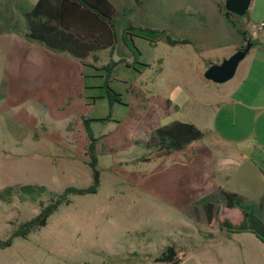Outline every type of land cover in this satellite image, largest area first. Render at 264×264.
<instances>
[{
  "label": "rangeland",
  "instance_id": "rangeland-1",
  "mask_svg": "<svg viewBox=\"0 0 264 264\" xmlns=\"http://www.w3.org/2000/svg\"><path fill=\"white\" fill-rule=\"evenodd\" d=\"M34 1L0 0V190L24 183L54 192L88 186L86 118H93L100 185L72 194L46 225L14 237L0 249V264H264V242L254 232L209 227L203 212L188 215L211 186L193 162L207 160L202 142L170 155L148 143L156 127L189 121L196 101L213 99L202 86L217 84L200 78L195 63L222 61L237 36L239 26L218 8L224 0H112L120 32L131 20L192 42L136 37L137 57L120 37L84 60L26 38L25 12ZM111 59L117 62L111 72L98 69ZM107 79L119 101L106 95ZM48 196L0 198V239L36 215ZM169 245L180 251L179 262L156 261Z\"/></svg>",
  "mask_w": 264,
  "mask_h": 264
},
{
  "label": "trees",
  "instance_id": "trees-1",
  "mask_svg": "<svg viewBox=\"0 0 264 264\" xmlns=\"http://www.w3.org/2000/svg\"><path fill=\"white\" fill-rule=\"evenodd\" d=\"M135 1L136 4L141 2V0ZM221 9L229 20L237 16L223 6ZM126 10L128 11L125 8ZM120 15L121 12L112 0H35L32 7L25 12V36L47 48L69 53L80 60L94 55L97 51L115 46L120 37L137 57L142 51L135 43L136 37L146 38L152 43L166 40L171 45L192 42L187 37L173 38L164 28L134 25L131 20L126 21L120 32L118 29ZM242 33L245 34V31L243 30ZM116 63L114 59H111L107 65L98 69L111 72L113 64ZM90 86L86 82V87ZM104 86L107 87L106 95L110 101L120 100L108 79L104 82ZM91 119L93 118H86L85 123L91 139L86 154L92 168L93 181L84 187L68 185L60 192L49 190L45 184L35 183L14 184L1 189L0 198L8 200L13 197L14 193L35 196L48 193L49 196L46 202H41V208L36 215L21 221L13 227L7 238L0 239V249L10 246L14 237H27L31 231L46 225L50 215L61 204L70 202L72 194H84L98 190L101 171L98 167ZM204 135L205 131L191 121L173 120L156 127L148 143L157 151L170 154ZM190 207L191 209H188L191 211L188 215L196 218L203 212V219L209 227L223 228L232 232L251 231L264 242V202L262 200L249 201L241 193L218 187L207 196L192 203ZM175 250L174 245H169L155 257V260L178 263L180 255L178 256Z\"/></svg>",
  "mask_w": 264,
  "mask_h": 264
},
{
  "label": "crops",
  "instance_id": "crops-1",
  "mask_svg": "<svg viewBox=\"0 0 264 264\" xmlns=\"http://www.w3.org/2000/svg\"><path fill=\"white\" fill-rule=\"evenodd\" d=\"M221 5L219 2L218 8L224 12ZM232 19V25L239 26L235 29L237 36L223 57L231 56L248 41L252 43L238 63L237 81L230 85L204 82L202 90L213 92V99L192 105L198 109L196 114L191 113L189 121L205 131L197 140L202 142L207 158L195 157L193 162L197 166L199 161L200 170L209 175V193L224 187L249 201L264 202V0H251L247 12ZM201 63H195V71L200 78L208 79L204 72L210 64ZM177 100L173 104L180 107Z\"/></svg>",
  "mask_w": 264,
  "mask_h": 264
},
{
  "label": "water",
  "instance_id": "water-1",
  "mask_svg": "<svg viewBox=\"0 0 264 264\" xmlns=\"http://www.w3.org/2000/svg\"><path fill=\"white\" fill-rule=\"evenodd\" d=\"M250 4L251 0H226L225 8L235 14L244 15ZM251 43V41H248L221 62L208 65L204 72L205 76L215 82L230 80L235 75L238 63L248 52Z\"/></svg>",
  "mask_w": 264,
  "mask_h": 264
},
{
  "label": "built area",
  "instance_id": "built-area-1",
  "mask_svg": "<svg viewBox=\"0 0 264 264\" xmlns=\"http://www.w3.org/2000/svg\"><path fill=\"white\" fill-rule=\"evenodd\" d=\"M261 25H264V21H262ZM263 153H264V149H263Z\"/></svg>",
  "mask_w": 264,
  "mask_h": 264
}]
</instances>
